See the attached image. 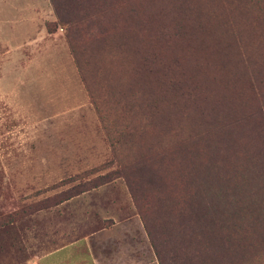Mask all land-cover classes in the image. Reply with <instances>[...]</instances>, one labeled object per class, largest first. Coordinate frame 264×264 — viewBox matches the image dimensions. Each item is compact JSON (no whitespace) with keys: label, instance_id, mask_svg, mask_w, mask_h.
<instances>
[{"label":"trees","instance_id":"1","mask_svg":"<svg viewBox=\"0 0 264 264\" xmlns=\"http://www.w3.org/2000/svg\"><path fill=\"white\" fill-rule=\"evenodd\" d=\"M50 2L66 25L87 89L96 76L103 82L102 105L100 94L92 89L89 94L111 143L132 149L143 131L155 128L159 135L148 154L134 155L121 172L158 263L239 264L248 254L249 239L264 247L259 202L264 200V91L262 106L241 117L221 98L208 113L196 112L187 106L192 98L185 92L189 79L178 73L180 60L166 58L178 44L213 63L234 58L235 81L228 85L251 78L264 85V0ZM150 29L165 42L159 49L143 38ZM220 108L229 110L223 115ZM185 119L199 126L186 133ZM237 159L250 161L251 167L225 166ZM175 177L185 195L171 200L165 196ZM148 194L155 195L154 203Z\"/></svg>","mask_w":264,"mask_h":264},{"label":"rangeland","instance_id":"2","mask_svg":"<svg viewBox=\"0 0 264 264\" xmlns=\"http://www.w3.org/2000/svg\"><path fill=\"white\" fill-rule=\"evenodd\" d=\"M155 29L144 31L143 38L159 49L165 42L155 38ZM90 43L86 38L88 52ZM173 56L180 60L178 73L189 79V109L208 113L221 98L241 117L262 106L264 85L252 78L228 85L235 81L234 58L213 63V58L204 60L202 53H190L180 44L166 58ZM88 83L90 89L69 47L66 25L57 20L50 0H0V264L7 255L17 261L51 251L58 234L71 232L73 240L89 239L93 254L107 260L110 251L128 246L131 239L143 240L159 264L121 173L134 155L148 154L159 135L149 128L132 149L113 145L89 94L91 89L100 94L97 102L102 105L103 82L96 76ZM229 108L220 110L225 115ZM187 120L182 122L186 133L199 126ZM230 163L251 167L250 161L238 159L225 166ZM235 180L242 184L239 174ZM180 182L173 178L165 197L183 198ZM147 198L156 201L153 194ZM259 202L264 219V200ZM247 244L248 254L239 264H264L261 242L249 239Z\"/></svg>","mask_w":264,"mask_h":264},{"label":"crops","instance_id":"3","mask_svg":"<svg viewBox=\"0 0 264 264\" xmlns=\"http://www.w3.org/2000/svg\"><path fill=\"white\" fill-rule=\"evenodd\" d=\"M66 233L58 234L59 238L53 244L57 245L51 251L39 253L34 257L18 258L7 257L4 264H156L154 254L143 240L131 239L128 246H119L110 260L99 258L93 254L89 239L73 240ZM11 258V259H10ZM134 258L138 260L134 261ZM10 259V260H9ZM140 263H139V262Z\"/></svg>","mask_w":264,"mask_h":264}]
</instances>
